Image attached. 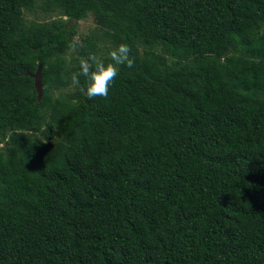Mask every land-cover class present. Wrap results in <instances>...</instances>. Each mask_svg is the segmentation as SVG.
<instances>
[{"label": "trees", "instance_id": "obj_1", "mask_svg": "<svg viewBox=\"0 0 264 264\" xmlns=\"http://www.w3.org/2000/svg\"><path fill=\"white\" fill-rule=\"evenodd\" d=\"M262 28L264 0H0V264H264ZM121 43L106 99L71 85Z\"/></svg>", "mask_w": 264, "mask_h": 264}, {"label": "clouds", "instance_id": "obj_2", "mask_svg": "<svg viewBox=\"0 0 264 264\" xmlns=\"http://www.w3.org/2000/svg\"><path fill=\"white\" fill-rule=\"evenodd\" d=\"M264 35V28L260 30ZM79 41L74 40L70 47L76 49ZM131 48L127 43H121L108 52L110 62L107 64L96 55L78 57L79 71L71 76V85L78 88L84 95L93 99L96 97L107 98L110 86L119 74L120 66L129 68L134 66V58L130 56ZM81 77L84 83H81Z\"/></svg>", "mask_w": 264, "mask_h": 264}, {"label": "rangeland", "instance_id": "obj_3", "mask_svg": "<svg viewBox=\"0 0 264 264\" xmlns=\"http://www.w3.org/2000/svg\"><path fill=\"white\" fill-rule=\"evenodd\" d=\"M95 28V25L92 23L90 17L85 18L83 21H79L77 24V33L79 35H83L86 33L89 29ZM100 56V53L98 54Z\"/></svg>", "mask_w": 264, "mask_h": 264}, {"label": "water", "instance_id": "obj_4", "mask_svg": "<svg viewBox=\"0 0 264 264\" xmlns=\"http://www.w3.org/2000/svg\"><path fill=\"white\" fill-rule=\"evenodd\" d=\"M40 65L37 66L35 73L32 75L34 79V86L38 89L39 88V72H40ZM38 95H40V91L38 90Z\"/></svg>", "mask_w": 264, "mask_h": 264}]
</instances>
